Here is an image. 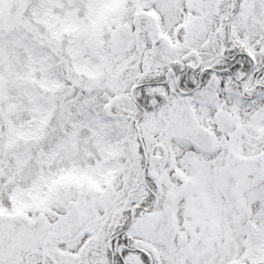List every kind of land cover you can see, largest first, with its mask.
<instances>
[{"label": "snow or ice", "instance_id": "6c2138e0", "mask_svg": "<svg viewBox=\"0 0 264 264\" xmlns=\"http://www.w3.org/2000/svg\"><path fill=\"white\" fill-rule=\"evenodd\" d=\"M0 264H264V0H0Z\"/></svg>", "mask_w": 264, "mask_h": 264}]
</instances>
